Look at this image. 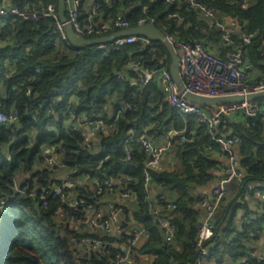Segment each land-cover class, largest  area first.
Wrapping results in <instances>:
<instances>
[{"label":"trees","instance_id":"1","mask_svg":"<svg viewBox=\"0 0 264 264\" xmlns=\"http://www.w3.org/2000/svg\"><path fill=\"white\" fill-rule=\"evenodd\" d=\"M8 1L18 7L27 3L36 7L58 3V0ZM194 1L215 11L214 22L224 23L223 17L240 18L244 22L240 31L255 35L245 45L244 59L251 68H264V0H252L248 9H241L238 0ZM119 13L126 16L132 27L139 19L148 17L154 20V26L164 35L177 33L179 40L209 38L212 49L220 57L230 49L221 41V32L215 31L212 23L182 0H110L109 3L100 4L96 20L106 21ZM173 14L184 19L180 27L171 17ZM85 18L82 2L81 19ZM53 31V20L48 18L37 23L12 16L0 18V103L6 109L13 106L18 110L17 125L10 128L0 126V203L4 202L0 210V264L86 262L75 258L71 246V238L80 235L56 224L54 212L57 200L50 199L46 207H39L36 200L15 193L12 183L14 174L20 171L23 175H31L35 164L43 161L44 147H56L57 153L62 156L61 163L68 169H76L73 174L75 178L89 174L97 179L118 175L130 179L127 188L134 193L137 205V211H132L131 217L146 232V240L133 247L135 263L193 264L197 253L192 245L201 212L196 206L197 198L192 197L190 189L210 183L212 170L217 163L209 157L208 150H218L219 146L207 135L205 127L197 123L196 118L181 117L173 111L154 83L133 85L131 81L136 79L137 72L127 70L126 76L122 72L131 62H140L153 70L160 63L168 68L170 57L167 50L162 44L149 49L133 45L104 55L92 46L80 49L81 53L76 55V49L67 43L52 46L56 39ZM237 38L238 35L234 34L233 39ZM27 88H31L29 97L24 94ZM71 100L75 106L69 108ZM254 102L261 113L252 117L242 115L244 118L240 123L231 122L227 129L241 139L239 169L244 174V181L259 185L264 191V98ZM122 105L133 106L135 110L120 118L117 134L102 136L95 152L83 148L80 133L71 131L67 125V111L91 120L102 118L109 123V113ZM170 128L183 130V136L188 140L181 144L177 137L170 138L171 149L182 171L149 169L152 186L176 195V209L167 214L173 218L174 240L165 243L142 191L143 155L132 144V159L126 162L119 145L128 134L150 136ZM192 138H195L194 142H190ZM100 161L101 167L97 168ZM32 177L37 179L40 186L46 187L50 183L51 173L48 169H42ZM239 187L238 181L231 182L230 192L237 195ZM226 198L215 214L217 221L223 219L217 223V226L220 225L211 255L216 264H235L252 252L242 240H251V232L253 239L263 232L261 221L264 220V204L260 207L262 213H256L263 219L245 226L242 234L229 241V237L236 233L237 226L233 221L236 207L234 197L228 205V202L223 205ZM166 201L164 196L156 199L160 206H164ZM242 207L246 209L247 206ZM65 210L71 212L68 207ZM123 212L125 220L130 222L128 208L124 207ZM148 258L152 259L146 262ZM89 262L107 264L109 256L92 255ZM249 264L264 263L251 261Z\"/></svg>","mask_w":264,"mask_h":264},{"label":"built area","instance_id":"2","mask_svg":"<svg viewBox=\"0 0 264 264\" xmlns=\"http://www.w3.org/2000/svg\"><path fill=\"white\" fill-rule=\"evenodd\" d=\"M171 1L166 0V2ZM182 1L187 2L189 8L195 9L202 15L203 19L212 23L214 30L221 32L223 44L230 48L223 57H220L212 49V41L209 38L179 40L177 33L165 35L175 50L178 60V73L184 90L187 93L205 98L247 96L263 92L264 76L258 80L252 78L250 76L251 67L244 59L245 45L255 36L253 33L240 31L244 22L238 17L230 19L227 24L214 22L216 13L212 8L201 5L194 0ZM224 1L230 2L231 0ZM82 2L84 0H64V12L65 18L74 33L87 40L112 37L117 32L131 28L154 25V20L147 17L139 19L136 25L132 27L126 16L120 13L106 21L96 20L100 4L102 2L109 3L110 0H93L89 13L86 15L87 18L81 19ZM238 3L241 9H248L252 4V0H238ZM8 16L34 23L41 19H51L53 20L54 30L52 35L56 36L52 46L58 47L60 42L72 46L65 33V24L59 20L57 5L44 6L40 4L36 7L27 3L18 7L16 4L11 5L9 3L7 5L3 0L0 4V18ZM171 17L176 19L178 27L184 22V19L177 14H173ZM234 34L238 35L237 40L233 39ZM160 44L144 36L130 35L115 38L109 43L98 44L94 47L105 55L127 46L138 45L142 49H149ZM26 50L29 52V48ZM80 53V49H76L74 52L76 55ZM129 67L137 72V77L131 81V84L142 86L157 84L171 109L181 117L196 118L197 123L205 127L207 135L227 156L228 163L220 166L221 177L217 179L209 195L198 196L196 202V206L201 212L202 222H198L195 241L192 245L197 253L193 264L214 261L211 255L215 248V238L219 226L216 223L211 225L208 221L215 217L227 197L231 182H239V192L236 195L237 202L247 207L244 209L245 215L237 225L236 233L229 237V241H233L238 235L242 234L245 226L254 224L260 219V215L253 211L260 209L264 204V191L261 186L244 181V174L240 171L239 163L233 155V149L240 147L241 139L233 131L229 132V129H227L234 115L255 116L259 112L261 113L259 106L254 100L236 104H220L212 108L201 107L188 102L184 98L171 77L169 67L166 68L162 63L155 70L145 67L140 62H131ZM30 89L27 88L24 91L26 97L30 96ZM74 106L75 102L71 100L69 108ZM134 110L133 106H119L110 114L109 123H106L102 118L91 120L75 116L70 111L66 112V120L71 131L80 133L81 146L95 152L99 148L102 136L117 134L120 118L127 112ZM17 124L18 110L13 106L6 109L0 103V126L10 128ZM165 134L169 140L163 146L154 145L151 136L148 134L139 136L128 134L127 138L119 145V148L122 150L126 162L132 159V144L136 145L139 152L142 153L144 159L142 191L145 203L151 217L159 227L164 242L172 243L175 227L172 220L167 218L166 215L176 209L175 200L170 197L164 206H160L152 198V179L149 169L158 166L165 152L171 149V137H177L181 144L188 142V140L184 138L183 130L176 131L170 128ZM194 141L195 138L190 140V142ZM42 152V164L40 166L35 164L31 175H23L20 171L14 174L12 183L15 193L20 197H26L27 195L29 198L36 200L39 207H46L50 199L57 200L54 212L56 224L63 229L80 235L78 238H71V246L75 258L86 261L83 264H91L89 261H91L92 255L109 256L107 264L135 263L133 247L146 240V232L141 225L127 222L123 216L124 212L114 203L116 197L124 201L131 199L133 192L127 188L130 179L124 175L97 179L92 178L89 174H83L80 178H75L73 174L76 173V169H68L61 163L62 156L57 153L56 147H44ZM101 164L100 161L97 168H100ZM42 169H48L51 173L50 183L46 187L40 186L36 178H31L36 171ZM248 201L250 204H248ZM3 204L2 201L0 210ZM66 207L71 210L70 213L66 212ZM163 210L166 212H163ZM251 261L264 263V253L249 252L235 264H249Z\"/></svg>","mask_w":264,"mask_h":264},{"label":"crops","instance_id":"3","mask_svg":"<svg viewBox=\"0 0 264 264\" xmlns=\"http://www.w3.org/2000/svg\"><path fill=\"white\" fill-rule=\"evenodd\" d=\"M93 2V0H84L83 2V11H84V15H87L89 13V8H90V5L91 3ZM10 2L7 0L6 1V4L8 5ZM224 18V24H227L230 20L229 17H223ZM101 20V19H100ZM215 49L216 51L218 50V47L215 45ZM127 70H134L132 67L130 68L129 65L126 66L125 69H123V75L126 76V72ZM262 75H264V68L263 69H256V68H251L250 69V76L252 78H256V77H261ZM125 76H122V77H125ZM155 84V83H154ZM156 87H157V84H155ZM110 115V113H109ZM243 114L241 115H234L232 117V121L231 122H236V123H240L244 116H242ZM168 129L166 130H160L158 132H156V134L154 135H150L152 140H153V144L158 146H163L165 145L169 138L166 137V134L165 132L167 131ZM231 130L229 129V132ZM222 151L218 148V150H214V149H210L208 150V154H209V157L211 159H213L217 164L215 166V168L212 170V175H211V181L210 183L202 186H193L192 189H190V193L192 195V197H198L200 195H209L211 189L213 188V186L215 185L217 179L219 177H221V171H220V166L222 164L226 165L228 162V159H227V156L223 153H221ZM233 155L235 156V158L237 159L238 163H240V150H239V147H235L233 149ZM151 169H155V170H158V171H168V172H172V171H177V172H181L182 171V168L180 167L179 163H178V160L176 159L175 157V154H174V151L172 149H169L167 152H165L164 154V157L161 161V163L156 166V167H153ZM152 198L153 199H157V197H166V199L172 197L174 200H176V195L174 193H170L168 191H161L159 188H156L154 186H152ZM235 195L236 193L233 195L230 191L227 195L228 198H226L227 201H225V203L223 205H227L230 203L231 199L233 198L234 200V203H235V210H234V225L237 226L238 223L240 222V219L245 215V210H244V206L242 207V205H240L236 200H235ZM114 203L118 206V208L121 209V211L123 212V209L124 207H127L128 208V211L130 213V222L129 223H134V225H136L135 221H133L132 217H131V212H136L137 211V205L135 203V196H134V193L133 195L131 196V199H129V201H124V200H120L118 197H116V199L114 200ZM248 204L249 201H248ZM253 212L255 213H262V211L260 209H257L256 211L254 210ZM264 213V212H263ZM123 216H124V219H126V216L125 214L123 213ZM167 218H169L170 220H172L173 218L171 217V215L169 214L166 215ZM262 216H260V220L263 219V217L261 218ZM200 219L201 218H198V222H200ZM214 219L216 220V218L214 217ZM223 221V219H221L220 221H217L216 220V225L217 223H221ZM220 224H218L219 226ZM261 227L263 229V232H261L259 234V237L256 238V239H253V236H252V232L250 233V236L252 237L251 240L249 241H246L245 239L242 240L243 244L248 247L251 251H254L256 253H264V220L261 221ZM145 259V258H143ZM150 259L152 258H148L146 260V262H149ZM132 264H139V263H132ZM142 264H146L144 262H142ZM149 264V263H148ZM204 264H216L215 261H209V262H205Z\"/></svg>","mask_w":264,"mask_h":264},{"label":"water","instance_id":"4","mask_svg":"<svg viewBox=\"0 0 264 264\" xmlns=\"http://www.w3.org/2000/svg\"><path fill=\"white\" fill-rule=\"evenodd\" d=\"M57 11H58L59 20L61 21V23L65 24L66 27L65 33L68 38V41L75 49H83L86 47L96 46L98 44L109 43L115 38H122L130 35L144 36L154 42L161 43L167 50L168 55L170 57L169 72L171 74L172 79L179 87L184 98L192 104H196L201 107L212 108L220 104H236V103H241L243 101H254L256 99L264 98V91L259 93L249 94L247 96H228V97H218V98H205L202 96H196L187 93L184 90L183 83L178 73V60L175 50L172 47V45L168 42L165 35L154 25H145L143 27H136L126 31L117 32L112 37L87 40L83 37L77 36L72 30L71 26L68 24L65 18L64 0H58ZM200 222H202V219H200ZM208 222L209 224L214 225L216 223V220L212 218Z\"/></svg>","mask_w":264,"mask_h":264},{"label":"rangeland","instance_id":"5","mask_svg":"<svg viewBox=\"0 0 264 264\" xmlns=\"http://www.w3.org/2000/svg\"><path fill=\"white\" fill-rule=\"evenodd\" d=\"M42 156H43V152H42ZM42 163L41 162H38L37 165L40 166Z\"/></svg>","mask_w":264,"mask_h":264}]
</instances>
